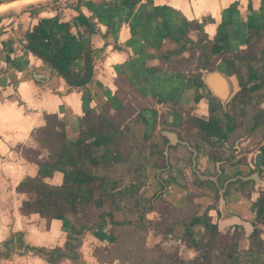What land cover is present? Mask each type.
<instances>
[{"label": "crops", "instance_id": "0c3cea01", "mask_svg": "<svg viewBox=\"0 0 264 264\" xmlns=\"http://www.w3.org/2000/svg\"><path fill=\"white\" fill-rule=\"evenodd\" d=\"M5 1L0 0V3ZM74 1L69 8H63L62 13L50 8L37 10L32 16L28 12V16L18 17V23L0 28V58L7 54L9 39L13 49L11 58L7 59V69L0 77V242L10 231L22 232L25 242L31 245L61 246L65 240L64 221L47 220L37 213L23 214L19 210L28 195L16 187L23 178L35 176L38 169L34 161L26 158L24 148L37 147L33 132L44 125L46 114H56L63 120L67 137L71 139L77 137L80 119L88 110L121 115L124 121L139 114L144 116L147 141L162 146L164 165L172 166L170 172L161 174L163 178L168 177L163 196L179 204L187 189L189 195H193L194 208L201 212L207 197L202 195V189L191 184L189 166L183 168V176L179 172L181 161L188 156L184 145L189 148L188 142L201 141L194 131L186 136L180 122L188 117L207 118L209 113L208 98L202 96L195 100L197 94L206 92L204 84L198 88L195 85V74L201 70L196 67L195 57L204 43L207 46L219 44L229 52L245 49L247 21L251 16L255 28L264 27V0H139L132 8L121 0ZM79 12L91 17L95 25V31L90 34V45L95 53L93 79L86 88H70L61 76L53 75L40 58L24 48L19 36L40 18L57 15L62 21H70ZM2 23L0 20V26ZM220 57L209 55L208 60L217 65ZM163 131L175 132L178 141L169 144ZM249 142L245 137L229 138L226 145L215 149L222 157L232 153V162H238L235 165L224 159L213 161V157L201 149L192 157V169L203 174L201 178L216 176L222 181L236 173L244 179L245 149ZM42 155L38 153L37 157ZM147 155L150 158L148 150ZM156 164L147 165L143 172L152 193L159 188L160 171L165 169L157 167L163 165L160 160ZM44 180L59 185L62 173L54 171ZM235 187L228 190L225 203L232 215L240 210L241 215H238L246 221L244 230L248 236L254 228L249 221L254 215L249 202L256 199L257 187L250 197ZM149 213L154 211L146 214L151 220ZM208 214L216 220L213 209ZM230 221L222 216L219 229L224 231ZM256 228L264 241V224ZM86 240H98L96 233L83 235L80 251ZM26 258L32 264H50L30 253H13L9 258L0 259V264H23L21 261Z\"/></svg>", "mask_w": 264, "mask_h": 264}, {"label": "trees", "instance_id": "16d2710c", "mask_svg": "<svg viewBox=\"0 0 264 264\" xmlns=\"http://www.w3.org/2000/svg\"><path fill=\"white\" fill-rule=\"evenodd\" d=\"M138 1L121 0V3L132 8ZM83 28L89 35L95 31L92 18L81 12L70 21H62L57 15L43 17L24 32L26 42L23 46L40 58L53 75L61 76L70 88H86L93 79L95 53ZM247 29L246 48L222 58L227 72L234 73L239 80L241 89L232 103L238 105L252 100V96H264V27L255 28L251 16L247 21ZM260 41L262 46L257 49L256 44ZM201 48L205 51L198 59L195 58L197 68L208 66L209 55L223 53L222 46L216 43L210 46L204 43ZM5 59H9L7 54ZM198 75L195 77L196 86L200 85ZM198 97L196 95L195 100ZM44 119V125L34 130L33 138L48 154L45 158L25 154L27 159L37 164L38 169L35 176L23 178L16 187L28 195L22 200L19 210L23 214L37 213L47 220L64 221L67 227L65 240L61 246L31 245L25 242L22 232L10 231L0 242V259L9 258L13 253H30L50 264H58L63 260H68L70 264H85L80 252L83 235L91 232L99 233L97 235L100 236V231L109 224L110 231L105 235L106 239L121 253L114 259L134 262L127 254L131 251L130 247L119 245L115 230L151 226L145 218L148 202L140 193L145 177L141 172L144 166L157 165L163 155L162 146L147 141L145 117L139 114L124 121L125 117L121 115L110 116L88 110L80 119L75 139L67 137L65 122L56 114H46ZM194 122L200 133L209 137L214 134L221 137L223 132L234 130L231 128L234 118L230 117L228 111L223 113L221 119L195 118ZM54 171L62 173L59 185L44 180ZM124 179L127 182L121 185ZM95 190H98L97 194ZM103 195L109 199L106 200ZM90 206L94 211V219L77 216ZM73 217L78 220L75 221ZM201 221L215 233V226L200 214L192 215L188 222L173 221L165 231L171 232L175 226H179L176 235L181 239L185 236L192 239L193 227ZM188 244L196 245L194 240ZM249 262L256 264L254 260Z\"/></svg>", "mask_w": 264, "mask_h": 264}, {"label": "flooded vegetation", "instance_id": "af4514ba", "mask_svg": "<svg viewBox=\"0 0 264 264\" xmlns=\"http://www.w3.org/2000/svg\"><path fill=\"white\" fill-rule=\"evenodd\" d=\"M222 52L223 53L213 54L221 56V62L219 64L216 65L208 60V66L201 69H217L228 76L234 75L236 77L239 89L234 94H232V96L227 99L224 104L222 100L213 95L210 89H208L206 86V92L204 94L197 95H199L198 99L202 96L208 98L209 113L207 118H201L202 120H208L210 117L221 119L223 113L228 111L230 117L234 118V125L231 126V128H234V130H227L223 132L224 135L221 137L215 134L209 137L205 136L203 133H200L199 128L195 126V117H188L182 123L180 122L186 136L191 134V131H194V133H196L195 137L197 138L198 136L200 138L201 141L198 143H200L202 147L201 145L198 146V143L193 144L191 142V144L188 142V145L190 146L189 148L184 145L188 149V156L181 161L179 172L181 173V176H183V168L187 166L191 168V184L194 188L202 189L204 192L202 195L207 197V202L204 205L203 210L201 212H197V210L194 208L192 198L193 195H189V191L187 189H185L183 198H180L181 200H179V204H175L168 198L164 197L163 194L166 191L164 188L167 186L168 177L163 178L161 174L167 171L170 172V168L172 166H165L163 159L160 160V163L162 162L163 165L157 166L159 168H165L160 171L159 188L151 193L149 197L145 198L143 196L144 200L148 202V207H146L147 209L145 214L155 210V200L157 199L162 200L174 208L178 213V218H176L178 220L188 222L192 215L200 214L203 218H206L210 224L215 226V233H212L207 227H205L202 221L193 227V229L198 228V230L201 232V236L196 238L193 237L194 242L196 243L195 246L190 244L187 245L189 247L198 248L199 257H208L210 254L212 258H219L222 263L227 262V264H251L249 262L251 260H254L256 264H264V241L260 237V234L256 228V225L264 224V96H252L253 99H249L248 102L243 105H238L237 103L232 104L233 98L239 92L241 86L237 76L234 73L227 72L226 66L222 60L224 55H230L233 52L224 50H222ZM196 75L197 74H195V77ZM198 79H200V85H198L197 88L204 84L201 81L200 73L198 75ZM242 115L244 116L242 117ZM182 120L183 118L181 117V121ZM181 137L183 139L184 135L182 134ZM240 137H245L250 140L245 149V166L247 169L245 172H243L244 179H241L240 175L236 173L230 175L222 181H219L218 177L216 176L201 178L200 176H203V174H197L192 169V157L194 154L199 153L201 149H203L204 153H207L209 157H213V161L224 159V161L230 163L231 165L237 164L238 162H232L234 159V155L232 153L228 154L226 157H222V155L215 149L226 145L229 138L236 140ZM183 186H185L184 182ZM232 186H236L235 188H238L247 197H250L252 191L257 187L256 191L258 192V195L256 199L252 202H249V208L254 213V215H251L252 217L249 218V221L251 222L252 226H254V228L248 236H245L244 230L246 221H243L239 218V215H241L239 212L240 210L234 212L235 214L232 215L227 209L225 203V195ZM210 209L215 211V221H213L212 216L208 214ZM222 216L223 218H230L231 220L229 222L230 224L227 225V228L224 231H221L218 227L219 220ZM168 226L169 224H167L166 228ZM159 229L162 233L165 231L164 228L159 227ZM172 232L173 231L170 233ZM206 232L209 235V239H206L204 236V233ZM164 233H166V231ZM176 238L185 243L184 237L181 239L179 235H176ZM199 257L194 259H198Z\"/></svg>", "mask_w": 264, "mask_h": 264}, {"label": "rangeland", "instance_id": "374dc122", "mask_svg": "<svg viewBox=\"0 0 264 264\" xmlns=\"http://www.w3.org/2000/svg\"><path fill=\"white\" fill-rule=\"evenodd\" d=\"M74 3V0H39L28 4H18L15 6L3 8L0 10V20H3L0 28L18 23V17L28 16V12H30V15L32 16L37 10L50 8L57 11L58 13H62L64 12L63 8H69ZM261 44V41L256 44L257 49L261 48ZM195 49L193 50V52L195 51ZM198 51V56H200L202 53H204L205 49L200 48ZM198 56L195 58L198 59ZM47 152V150L41 148V145L39 143L34 149L24 148V154L29 157L37 156L38 153H41L43 154L41 158H45L48 154ZM144 167L145 168L141 172L142 174L146 169V166ZM126 182V179H124L120 184L124 185L126 184ZM150 188V185H147L146 180H144V183L140 188V191L142 190L140 192L142 196H144L145 198L149 197L152 193V190ZM97 193L98 190H95V194ZM103 196L104 198L106 197L105 195ZM105 199L107 200L109 198ZM177 214L178 213L176 210L167 206L162 200L157 199L155 200L154 213H149V215L153 217L151 220L149 219L151 226L145 229L119 228L115 230L119 245L124 246L126 244V247H130L131 251L130 253L128 251L127 254L129 256V259L133 260L134 262H123L114 259V256H118V254L121 253L118 249H114L112 244L108 241V239H106L105 235L109 234L108 232L110 231L109 224H107L102 229V231H100V236L97 235L99 233L96 234L99 241L96 240L89 242L88 240H86L85 245L80 251L81 256L85 264H227V262L222 263L219 258H212L210 254L208 257L201 258V256L199 257L198 248L189 247L187 245L190 240H194L193 237L196 238L201 236V232L198 230V228L193 229L192 239L188 238V236L184 237L185 243L176 238L175 234L179 232V226H175L172 233L167 231L166 233H164L165 231L162 233L159 227L164 228L165 230L167 224H171L174 220H178L176 219L178 218ZM77 216L91 219L95 218L94 211L91 206L90 208H86ZM74 220L76 221L78 220V218L76 219L75 217ZM204 236L206 239H209V235L207 232L204 233ZM195 256L199 258L194 259L196 258ZM21 262L23 264H32V262H30V260L27 258L24 259V261L22 259ZM61 264H70V262L66 261Z\"/></svg>", "mask_w": 264, "mask_h": 264}, {"label": "water", "instance_id": "95a60500", "mask_svg": "<svg viewBox=\"0 0 264 264\" xmlns=\"http://www.w3.org/2000/svg\"><path fill=\"white\" fill-rule=\"evenodd\" d=\"M12 0L5 1V3L11 2ZM1 4V3H0ZM84 35L89 36L87 30L85 28L82 29ZM19 40L22 44H25L26 40L23 36V34H20ZM12 41L9 39L7 41V55L10 57L11 52L13 51L11 47ZM11 58V57H10ZM7 69V60L5 58H0V77L4 74V72ZM201 81L204 83V85L210 89L213 95L220 98L223 103L230 97L231 94L236 92V90L239 88L237 85V80L234 75H226L223 72L218 71L217 69L208 70V69H201ZM228 86V90L226 89V86ZM163 134H165L170 141L169 144H174V141H178V138L176 137V133L172 131H163ZM164 155H167V146L164 150Z\"/></svg>", "mask_w": 264, "mask_h": 264}, {"label": "bare ground", "instance_id": "6f19581e", "mask_svg": "<svg viewBox=\"0 0 264 264\" xmlns=\"http://www.w3.org/2000/svg\"><path fill=\"white\" fill-rule=\"evenodd\" d=\"M34 1H39V0H13V1L8 2V3L0 4V10L3 9V8L15 6V5H18V4H28V3H31V2H34Z\"/></svg>", "mask_w": 264, "mask_h": 264}]
</instances>
